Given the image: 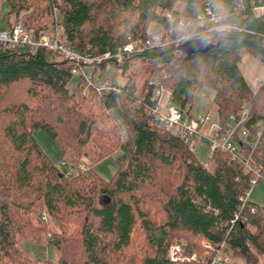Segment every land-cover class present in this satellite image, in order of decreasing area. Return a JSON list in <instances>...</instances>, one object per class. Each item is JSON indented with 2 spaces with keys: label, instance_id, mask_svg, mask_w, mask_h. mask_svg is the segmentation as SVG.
I'll return each mask as SVG.
<instances>
[{
  "label": "trees",
  "instance_id": "trees-1",
  "mask_svg": "<svg viewBox=\"0 0 264 264\" xmlns=\"http://www.w3.org/2000/svg\"><path fill=\"white\" fill-rule=\"evenodd\" d=\"M5 1L7 15L27 12L8 26L20 20L36 37L45 31L41 19L49 13L52 30L59 23L61 39L92 56L148 38L150 25H164L170 33L163 34L161 46L93 66L94 80L109 63L126 76L118 92L87 86L94 104L81 94L83 79L68 88L71 66L61 53L0 44V264L30 262L18 243L30 236L20 221L34 197L49 214H67L61 209L80 214L77 244L64 251L62 236L53 237L57 261L34 258L36 264H211L224 244L244 264L253 263L254 250L264 255V207L249 197L241 200L252 174L226 152H215L208 170L187 141L148 113L157 102V86L169 90V103L182 113L198 86H210L220 122L246 105L244 128L261 127V147L251 154L264 177V82L253 93L238 66L244 53L264 63V19L252 11L264 0ZM206 7L232 28L215 32L207 23L198 26L195 17ZM164 12L174 17L170 27ZM185 18L192 24L178 26ZM187 35L202 42L181 52ZM128 66L139 71L131 74ZM63 114L73 126H62ZM35 130L45 131L71 159L80 153L96 162L113 158L115 171L104 179L89 167L68 177L40 148ZM98 194L109 204H97ZM172 244H180L175 260L169 257Z\"/></svg>",
  "mask_w": 264,
  "mask_h": 264
},
{
  "label": "rangeland",
  "instance_id": "rangeland-1",
  "mask_svg": "<svg viewBox=\"0 0 264 264\" xmlns=\"http://www.w3.org/2000/svg\"><path fill=\"white\" fill-rule=\"evenodd\" d=\"M179 7V4L177 5ZM8 4L5 0H0V30L5 29L8 27L9 23H12L14 18H22L27 14V12H20L16 17L13 14L8 13ZM57 14L55 15V19ZM58 19V18H57ZM42 24L46 26L45 34L50 37L55 38V34H53L52 26H51V15L48 13L44 15L41 19ZM59 24V23H58ZM150 32L154 30L153 26L150 25L149 29ZM41 33V32H40ZM57 37L61 39V35H57ZM245 56V57H244ZM55 58L58 56L55 55ZM243 76L247 79L249 84L251 85L252 92L255 93L256 90L259 88L260 84L264 82V63L260 62L250 53H244L241 57V60L238 64ZM89 71V69H87ZM139 71L138 67L135 66H128L127 72L131 74L137 73ZM119 71H113L112 64L109 63L107 68L102 73V76L95 82H100L102 80H108L112 83L120 84L125 80V77L120 76ZM127 74V73H126ZM140 78V76H138ZM137 77V78H138ZM78 80L77 75H72L70 82L68 83V88L71 90L73 89L74 85ZM92 87V86H88ZM81 94L87 99L86 102L90 104H94L91 99V91L87 89L86 86H82ZM212 96H213V89L208 85H201L198 86L192 96V105L191 107L185 108L183 113L185 115L191 116L193 118L202 117L204 115H208L209 120L211 122H215L217 119L214 106L212 105ZM167 98V93L165 90L162 92L159 103H164ZM188 109V110H187ZM97 110V109H96ZM62 119L64 123L62 126H73L72 120H70V116L67 114H63ZM34 138L40 148L46 153L48 158L56 165L62 172H64L68 177H72L79 172L86 171L89 167H93L98 174L104 178L108 179L112 173L115 171L116 165L113 161V158H104L100 162H96L91 159L89 155H84L80 153L79 157L76 159H71L68 154H62L59 147L57 146L54 139H52L45 131L43 130H35L33 132ZM196 158L210 171L213 170L214 160L211 153L208 150V142L205 138L195 136L189 142ZM83 151V150H82ZM75 164L76 166H74ZM263 176V175H262ZM258 181L253 183L248 191L249 200L258 203L259 205L264 207V177L257 179ZM105 196L97 195L96 203L103 205V199ZM22 198V197H21ZM65 211L64 216L56 215V214H49L47 210L42 206L41 201L34 197L33 202L28 206L26 212L22 215V220L20 221L23 224L22 230L26 231L28 237L23 236L18 243V247L24 253L26 259L28 258L30 263H35L34 258L43 259H53L57 261V257L59 252L52 249L50 245V240L53 237L58 238L60 235L62 239L60 240V246H63L64 251L66 248L68 250L74 247L75 239H76V226L80 223V214L79 213H72L66 212L65 209H61ZM61 213V212H60ZM82 217V216H81ZM65 223V225H63ZM63 226L65 228H63ZM24 234V233H23ZM67 241H64V240ZM71 243H68V241ZM64 241V245H63ZM174 242H183L180 239H174ZM46 242L48 245L46 246ZM77 244V243H75ZM71 248V249H70ZM134 245L131 246V250L134 249ZM218 254L221 256L227 257L226 264H244V259L239 255H236L229 250H227L226 245L224 244L221 249L218 250ZM195 256V255H193ZM252 264H264V255L262 253L257 252L254 250V256L252 258Z\"/></svg>",
  "mask_w": 264,
  "mask_h": 264
},
{
  "label": "built area",
  "instance_id": "built-area-1",
  "mask_svg": "<svg viewBox=\"0 0 264 264\" xmlns=\"http://www.w3.org/2000/svg\"><path fill=\"white\" fill-rule=\"evenodd\" d=\"M255 16L264 19V4L255 5L252 7ZM56 13V12H55ZM164 16L169 24L174 22V17L169 12H164ZM56 17V22H57ZM220 16L217 11L206 7L203 13H199L195 17V23L198 26H204L206 23L211 25V29L215 32H223L230 30L232 27L226 24L219 23ZM192 21L189 18L179 19L178 26H189ZM54 37L47 36L45 32L39 33L36 37L24 29L20 20L15 24L0 30V44L9 48L22 46H40L49 50L57 51L70 64V72L72 75H77L78 78L84 80L87 86L98 92H118L117 83H112L108 80L100 82L94 81V74H92L93 66L99 64L103 60H117L121 61L124 52H131L133 50L141 51L151 47H158L164 44L162 39L163 34L170 33L169 29L164 25H160L151 31L148 38L144 40L133 41L118 48L113 54L105 52L101 55L92 56L90 54L80 53L74 50L70 45L61 41L57 35L62 32V26L57 23L53 30ZM188 39V35L185 36ZM89 69V71H87ZM165 90L167 98L164 103H159V98ZM154 96L157 98L155 106L148 110L153 116V119L164 128L172 131L180 136L185 141L189 142L195 136L203 137L208 142V150L213 155L215 152H226L230 154L232 159L238 161L244 172L251 173V185L261 178L263 173L261 168L253 164L252 151L258 150L261 147L262 132L260 123H256L251 128H244V122L248 114V107L244 105L236 113L224 121L220 122L218 118L215 122L209 120L208 115L193 118L185 115L168 101L169 90L162 86H157L154 89ZM249 191V190H248ZM248 191L241 196V200L245 201L248 197ZM255 207L250 206L249 211L254 212ZM180 252V244H172L169 248V257L171 260L177 258L176 253ZM191 258H195L191 256ZM228 258L217 254L211 264H226Z\"/></svg>",
  "mask_w": 264,
  "mask_h": 264
},
{
  "label": "water",
  "instance_id": "water-1",
  "mask_svg": "<svg viewBox=\"0 0 264 264\" xmlns=\"http://www.w3.org/2000/svg\"><path fill=\"white\" fill-rule=\"evenodd\" d=\"M202 41L201 40H196V39H188L186 41H184L182 44H180L178 46V49L181 52H190L194 49L196 44H200ZM103 205H108L109 204V198L108 197H104L103 199Z\"/></svg>",
  "mask_w": 264,
  "mask_h": 264
},
{
  "label": "crops",
  "instance_id": "crops-1",
  "mask_svg": "<svg viewBox=\"0 0 264 264\" xmlns=\"http://www.w3.org/2000/svg\"><path fill=\"white\" fill-rule=\"evenodd\" d=\"M245 57V56H244Z\"/></svg>",
  "mask_w": 264,
  "mask_h": 264
}]
</instances>
